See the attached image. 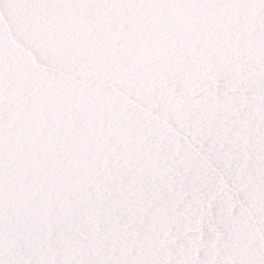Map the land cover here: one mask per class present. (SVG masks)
<instances>
[{"label": "snow or ice", "instance_id": "obj_1", "mask_svg": "<svg viewBox=\"0 0 264 264\" xmlns=\"http://www.w3.org/2000/svg\"><path fill=\"white\" fill-rule=\"evenodd\" d=\"M0 264H264V0H0Z\"/></svg>", "mask_w": 264, "mask_h": 264}]
</instances>
